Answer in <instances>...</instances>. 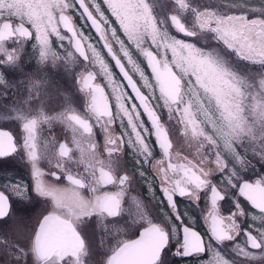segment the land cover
<instances>
[{
    "label": "snow or ice",
    "instance_id": "6c2138e0",
    "mask_svg": "<svg viewBox=\"0 0 264 264\" xmlns=\"http://www.w3.org/2000/svg\"><path fill=\"white\" fill-rule=\"evenodd\" d=\"M3 3L4 0H0V5ZM77 4L82 9V16L87 18L100 40L103 41L108 55L115 61L116 67L151 122V135L155 137L156 144L163 156L162 159L155 160L152 166L157 170L161 191L171 209V214L175 217V221L179 222L178 227L177 223H173L171 217L164 213V221L157 223L147 213H141L140 221L146 226L142 227L138 238H117L115 244L110 248L106 264H169V253L174 257H199L201 254L208 253L209 259L201 261V264H231L226 256L213 246L212 241L221 246L226 241H235L241 232L237 217H244L245 212L239 200L233 198L235 210L227 216L221 215L219 202L224 201L226 196L230 195L231 190H236L238 197H243L252 208L259 210L260 215L252 216V220L264 221V176L249 182L240 175L242 171L254 167L253 159L264 164V136L253 135L254 122H248L242 115H236L226 124L217 127V123L213 119V105L209 103L205 112L207 123L222 140V146L215 143L212 136L200 134L201 146L194 158L184 157V163H172L166 144L169 134L167 132L165 135L160 125L154 122V118L158 114L149 102V97L153 93V84L149 82L144 71L133 59L124 41L117 35L116 29L110 25L97 0H11L9 7L16 6L11 13H5L0 7V43L28 39L32 33L29 28L25 27V24H30L35 32L40 59L43 60L51 51L50 36H55L59 41L65 39V36L61 35L59 31V27L62 26L71 34L70 43L75 52L92 64L98 65L101 73L108 78L109 85H114L112 74L100 52L93 44L88 43L90 38L74 25L73 17L66 14L69 10L75 9ZM104 4L115 17L128 41L135 45L146 58L155 85L161 81L162 73H171L182 83L187 81L197 85L196 75L198 73L196 70L198 68L210 67L219 71L210 61L207 52L196 47L193 43L169 36L164 32L151 14L146 0H104ZM175 4L182 10L189 7L185 0H175ZM231 6L246 8L250 12L264 13L262 9L248 8L240 2H233ZM90 9H94L95 14ZM193 11L195 12L196 25L200 30L214 33L215 38L240 59L264 65V16L249 19L247 13L243 11L239 14H219L215 11H197L195 9ZM11 18H16L19 23L14 25ZM169 19L176 32L183 36L196 34L188 30L177 15H171ZM104 25H107V28ZM109 33L111 38H109ZM111 41H115L119 45V50L128 65L131 66L134 73L139 75L143 86L149 90L147 96L142 94L132 76L125 70L124 64L113 50ZM146 41H150L153 47L158 42L164 43L166 49L171 50L172 64L170 65L167 59L160 60L153 51L144 47ZM6 59L11 61L13 56L9 54ZM95 78V74L91 71L86 74L82 73L79 83L81 91L90 98L87 106L88 117L95 119L96 124L105 135L103 152L98 150L93 138V126L89 123V118L77 115L75 112L61 114L57 119H62L73 130L71 140L73 147L61 143L58 149L53 147L50 150L54 152L61 163L50 168L55 170L49 171L48 175L54 180H59V172L68 183L79 191L82 174L73 175L70 169L61 170L63 163H71L73 157H78V162L86 170H90L89 174H94L99 178L85 188L88 199L75 203V207L82 209L79 214L73 213L71 219H66L55 211H48L47 214L42 215L35 227L34 237L28 250L11 241H0V243H6L9 255L21 264L26 261L29 253L32 257L35 256L41 260L42 264H66V255L72 253L75 256L80 248L82 233L74 227V222L78 221L84 212L92 217L104 213L115 215L117 211L123 212L122 201L130 183V177L127 174L113 175L109 171H105L114 168L113 154L120 151L121 145L125 143L111 130L115 120H120L122 127L124 126L123 121L127 120L130 133L125 131L122 135L128 137V146L133 148L138 156L143 157V162L149 163L152 157L151 147L145 139L149 130L141 121L136 105L133 104L129 110L124 103L127 93L122 91L121 87L113 86L112 91L116 94V112L113 114L104 89L99 84L92 83ZM174 89L175 84L174 86L161 84L159 97L163 101L164 108L166 106L163 97L173 93ZM236 104L240 110V102L237 101ZM172 118L173 113L169 114V119ZM21 119L22 138L19 143L12 132L0 128V159L18 151H23L27 160L31 159L34 154H38V127L42 121L47 122L48 117L41 114L39 119ZM140 129H143V135ZM191 131L194 136L198 135L195 127L191 128ZM104 152L107 153L106 158ZM165 161H167L166 167ZM217 173L221 174L219 184L214 183L211 179ZM42 175L35 166L31 168V178L34 181L33 191L39 193L41 197H51L57 208L69 207V204L73 203L72 198L66 192L47 188L41 181ZM140 175L143 176L144 173L140 172ZM110 185L115 186L118 190L101 191ZM0 188L4 189L0 190V220H4L9 216L11 210L9 196L6 192L27 200L28 185L20 182L19 184L0 185ZM202 192H210L211 208L204 217L209 234L207 241L198 231L185 223L177 209V201L174 200V197L178 196L186 198L198 206ZM167 225L171 226L170 231ZM244 236L246 237L245 244L242 246L236 243L231 251L245 259H257L253 250L264 249V224L255 229V234L250 230L245 231ZM12 248H15L14 252L11 251ZM75 264H80L79 259L75 260Z\"/></svg>",
    "mask_w": 264,
    "mask_h": 264
},
{
    "label": "flooded vegetation",
    "instance_id": "af4514ba",
    "mask_svg": "<svg viewBox=\"0 0 264 264\" xmlns=\"http://www.w3.org/2000/svg\"><path fill=\"white\" fill-rule=\"evenodd\" d=\"M189 4L187 9H179L175 4V0H149L150 5L155 9L156 14L160 16L161 29L169 36L183 39L187 42L193 43L196 47L203 51L219 52L238 73L252 74L253 82H255L256 74L261 71L264 65H257L240 59L234 52L225 48L222 42L215 38V34L209 31L200 30L196 25V17L193 9L197 11H215L219 14H228L246 12L249 19L260 18L264 13L250 12L246 8L232 7L233 2H240L245 4L248 8H262L264 7V0H185ZM101 5V9L105 16L110 18L108 14L107 5L104 0H97ZM94 12V9H90ZM66 14L73 17L74 25L88 36L90 39L88 43L93 44L100 52L108 69L112 74L114 85L110 86L108 78L105 77L98 65L92 64L89 60H85L75 52L71 43V35L59 27L61 35L65 36L63 41H59L55 36H50L51 51L41 60L39 56V46L35 40V32L30 24H25L29 28L32 35L21 41L9 40L0 43V128L8 130L13 133L17 139V143L22 138L21 118H29L34 115H41L48 117L47 122H41L37 133V151L48 149L49 151L55 147L58 149L59 144L64 143L69 147H73L71 140L73 137L72 128L62 119H57L61 114L68 112H75V114L82 117L89 118V123L93 126V138L97 144L98 150L103 152L105 135L100 127L96 124L95 119L88 117L87 106L89 103V96L81 91L79 83L80 75L91 71L95 74L93 84H99L104 89L105 95L108 97L109 108L113 114L116 112V94L113 93V86L121 87L122 91L127 93L124 100L127 108H132L135 104L137 111L140 113V119L144 126L148 128L149 133L145 136L146 142L149 143L152 150V157L150 162L145 164L143 157L138 156L137 152L128 146L127 136L122 135L125 131L130 133L127 127V120L123 121V127L120 120H115L111 126V130L115 136L121 137L125 143L121 145L120 151L113 154L115 174H127L130 177V183L126 190L125 197L122 201L123 216L116 219V223H124L128 221L134 226L129 228L126 232L121 230L122 234L119 238L134 239L139 235L143 225L140 221V214L147 213L154 222L160 223L164 221V213L171 217L173 223L175 217L171 214V209L167 205V201L163 197L161 191V182L157 170L152 166L155 160L162 159V153L157 146L155 137L151 135L152 126L146 114L142 111L138 101L130 91L119 69L115 65V61L108 55L107 49L103 46V41L100 40L99 35L90 25L86 17L82 16V10L78 4L75 9L69 10ZM177 15L186 28L195 32L194 36H183L176 32L171 24L169 17ZM7 19V17H5ZM11 22L15 25L19 23L16 18H11ZM110 22V21H109ZM112 24V22H110ZM107 28V25H104ZM109 38L111 34L109 33ZM113 50L125 66V70L129 72L133 80L140 88L142 94L148 95L149 90L143 86V81L140 80L138 74L134 73L131 66L128 65L127 60L119 50V45L115 41H111ZM86 47V45H85ZM144 47L153 51L160 60L167 59L169 64H172V56L168 49L153 47L149 41L145 42ZM133 59L144 71L148 77L149 82L153 84V93L149 97V102L153 105V109L157 112L162 123L165 124L166 130L169 134V139L173 142L175 150L171 152V162L174 164L184 163V157L188 159L194 158V153L184 143V136L182 135V124L179 116L173 113V118L169 119L168 110L163 107V101L159 97L158 82L152 78V73L145 62L144 56L139 50H129ZM11 54L13 59L8 61L6 57ZM91 56L90 53H88ZM175 71V69H174ZM183 80V78H181ZM170 82V77L167 83ZM187 81L183 82L184 88L188 86ZM178 107V105H177ZM143 135V129H140ZM134 139V138H133ZM104 157L107 153L104 152ZM167 161H165V167ZM263 166V165H262ZM263 169V170H261ZM55 169H48L52 171ZM76 174L82 172L74 170ZM252 169L242 171L240 175L243 179L249 182L255 181L260 176H264V168L259 167V170L249 174ZM140 172L144 175L141 176ZM60 175L59 180H54L50 175L47 179L54 180L57 184H67V180L63 175ZM211 179L214 183L219 184L221 174H214ZM23 182L28 185L27 196L28 199L16 197L10 192H6L9 196L11 205L10 214L4 220H0V241H11L15 245L28 250L30 248L31 240L34 237V230L43 214L50 211V201L48 198H41L35 195L33 191L34 181L31 178V169L27 162L23 151L0 159V185L4 184H19ZM151 189V190H150ZM0 190H4L0 188ZM117 191L115 186H106L101 191ZM87 194V190H83ZM233 198L238 199L245 212L244 217H237V222L240 224L241 232L236 237L235 241H226L224 245H216L214 241L212 244L218 248L231 264H264V249L253 250L257 255V259L242 258L231 248L234 244L239 243L242 246L245 244V231H252L255 234V229L264 221L259 219L252 220V216H259V210L252 208V206L243 198L236 195V190H231L230 195L226 196L224 201L219 202L221 215L231 214L235 208ZM177 201V209L184 218L185 223L189 227H193L198 231L207 241L209 234L204 217L208 214L211 208L210 192L201 193V199L198 206L194 205L190 200L174 197ZM163 210V211H162ZM97 218L93 216L81 228V233L87 242L89 255L86 257L85 264H106L107 256L110 255V248L116 242L114 233L112 236L107 234V227L104 228V235L97 229ZM170 231V225H167ZM182 238V236H181ZM174 248V242H173ZM12 252L15 248L11 249ZM209 259V254L204 253L201 256L190 257H174L169 253V264H201V261ZM0 264H21L16 261L7 250L6 243H0ZM23 264H34V259L29 253L27 259Z\"/></svg>",
    "mask_w": 264,
    "mask_h": 264
},
{
    "label": "clouds",
    "instance_id": "9594fccd",
    "mask_svg": "<svg viewBox=\"0 0 264 264\" xmlns=\"http://www.w3.org/2000/svg\"><path fill=\"white\" fill-rule=\"evenodd\" d=\"M10 2L11 0H4L3 5H0L5 13H11L16 7L13 5L10 8ZM257 9L264 10V7ZM205 52L209 54L210 61L219 71L210 67L198 68L196 70L198 73L196 75V84L202 95L213 105V119L216 121L217 127L226 124L229 119H232L236 115H242L248 122H254L253 135L257 137L264 136V67L256 74L255 82H253L251 75L238 73L230 67L228 61L219 52ZM169 75L175 84V89L173 93L166 94L163 100L166 108L169 110V114L175 112L180 118V123L183 125L182 135L185 138L184 143L193 151L194 155L199 151L201 146L200 134L212 136L214 142L222 146V140L216 132L211 130V127L207 123V116L205 115L206 106L201 102L200 95L195 89H185L180 79L171 73ZM237 101L240 102V110H238ZM177 105H181V108L177 109ZM39 116L34 115L29 118L39 119ZM154 122L158 123L163 133L167 135L165 124L161 122L158 116L154 118ZM193 127L197 129L198 135L194 136L192 134L191 128ZM166 144L171 155V152L175 150V146L170 139H167ZM27 162L30 169L35 166L40 170L43 174L41 181L47 188L66 192L72 198L73 203H70L69 207L57 208L51 197H41L39 193H35L37 197L48 198L50 201V211H55L66 219H71L73 213L79 214L82 211V209L74 206L75 203L88 199L87 194L83 190L99 178L94 174H89L90 170H86L78 162V157H73L71 163H63L61 170L70 169L73 175L76 174L74 170H80L82 168L81 185L78 191L70 183L57 184L54 180L47 179V170L61 163L54 152L47 149L41 150L38 154H34L31 159L27 160ZM105 171H109L115 175L116 170L113 168L106 169ZM122 216L123 212L121 211H117L115 215L107 213L96 215L97 229L104 235V228L107 227L108 235L112 236L114 233L113 238H119L122 234L121 230L126 232L134 226L133 223H129L128 221H125L123 224L116 223V219ZM91 218L92 216L84 212L80 216V219L74 222V227L78 232H81L82 226ZM80 240V248L75 256L72 253L66 255V264H75L76 259H79L80 264H85L86 257L89 255V249L82 235ZM33 259L34 264H42V261L35 256H33Z\"/></svg>",
    "mask_w": 264,
    "mask_h": 264
},
{
    "label": "rangeland",
    "instance_id": "374dc122",
    "mask_svg": "<svg viewBox=\"0 0 264 264\" xmlns=\"http://www.w3.org/2000/svg\"><path fill=\"white\" fill-rule=\"evenodd\" d=\"M146 3L148 4L149 9H150V11H151V14L153 15V17H154V19L156 20L157 24L160 26V24H161L160 16H159L158 14H156L155 9H154V8L150 5V3H149V0H146ZM107 15H110V18L113 19V21H112L111 19L109 20V18L107 17L108 20H109L110 22H112V24H110V25H111L113 28L116 29L117 35L120 37L121 40L124 41L125 46H126L129 50H132L133 52H135L134 50H138V49L135 47V45H133L132 43H130V42L128 41L127 37L124 35L123 31L120 29L119 24L116 22L115 17L112 16V14H111V12L109 11V9H108V14H107ZM110 22H109V23H110ZM160 28H161V26H160ZM149 43L151 44L150 41H149ZM155 47H158L159 49L161 48V50H162L163 48L166 49L165 44H164V43H161V42H158V43L155 45ZM168 50H169V52H170V54H171V50H170V49H168ZM239 73H240V72H239ZM241 74H246V73H241ZM249 75H251V77H252V74H251V73H249ZM186 83H187V82H186ZM185 89H195V90L197 91V93L200 95L201 102H202L205 106H207V105L209 104V101L207 100V98H205V97L202 95V93L200 92L198 85H195V84H193V83H189V82H188V86L185 87ZM189 96H190V93H189ZM180 108H181V105H178L177 109H180ZM129 110H131V108H129ZM182 126H183V125H182ZM229 163H231V161H229ZM252 164L254 165V167H251V168H249V169H252L253 172L259 170L260 165H261V168H262V167L264 168V164L260 163L258 160L253 159V160H252ZM262 165H263V166H262ZM261 170H263V169H261ZM252 171H251V172L249 171V174H251ZM257 172H258V171H257Z\"/></svg>",
    "mask_w": 264,
    "mask_h": 264
},
{
    "label": "water",
    "instance_id": "95a60500",
    "mask_svg": "<svg viewBox=\"0 0 264 264\" xmlns=\"http://www.w3.org/2000/svg\"><path fill=\"white\" fill-rule=\"evenodd\" d=\"M79 6V5H78ZM82 10V9H81ZM90 23V22H89ZM90 25H91V23H90ZM63 30H65V31H67L66 29H64L62 26H60ZM70 34V33H69ZM71 35V34H70ZM74 49V48H73ZM75 50V49H74ZM145 58V57H144ZM145 62H146V64H147V61H146V58H145ZM148 66V65H147ZM150 69V68H149ZM151 70V69H150ZM122 75V74H121ZM122 77H123V75H122ZM169 77H170V82L169 83H167V80L169 79ZM126 82V81H125ZM162 83H164L166 86H174V82L172 81V79H171V76L169 75V73H162L161 74V81L160 82H158V88L160 89V87H161V84ZM126 84H127V82H126ZM130 89V88H129ZM130 91H131V89H130ZM132 92V91H131ZM134 95V94H133ZM134 97H135V95H134ZM138 101V100H137ZM138 103H139V101H138ZM142 111H143V108H142ZM144 112V111H143ZM147 116V115H146ZM158 146V145H157ZM258 210V209H257ZM139 236V235H138ZM138 236L136 237V238H138ZM136 238H134V239H136Z\"/></svg>",
    "mask_w": 264,
    "mask_h": 264
}]
</instances>
